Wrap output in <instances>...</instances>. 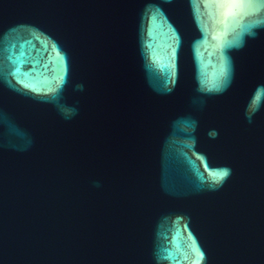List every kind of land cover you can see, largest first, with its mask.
<instances>
[{"label":"water","instance_id":"obj_1","mask_svg":"<svg viewBox=\"0 0 264 264\" xmlns=\"http://www.w3.org/2000/svg\"><path fill=\"white\" fill-rule=\"evenodd\" d=\"M0 264H264V0H0Z\"/></svg>","mask_w":264,"mask_h":264}]
</instances>
